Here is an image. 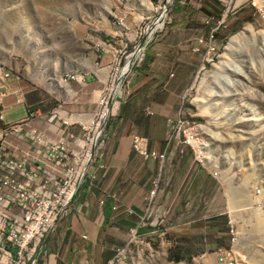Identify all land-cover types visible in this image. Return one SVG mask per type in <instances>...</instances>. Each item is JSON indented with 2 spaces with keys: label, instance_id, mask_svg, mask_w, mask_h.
I'll return each instance as SVG.
<instances>
[{
  "label": "rangeland",
  "instance_id": "1",
  "mask_svg": "<svg viewBox=\"0 0 264 264\" xmlns=\"http://www.w3.org/2000/svg\"><path fill=\"white\" fill-rule=\"evenodd\" d=\"M225 11L212 53L202 57L198 46L194 61L182 67L191 68L188 80L168 88L178 105L164 128L166 159L146 186H163L171 197L174 185L178 202L142 204L124 242L112 245L108 264H203L202 254H209L204 264H216L211 253L219 249L231 258L227 263L264 264V0H0V100L14 104L5 109L3 126L23 115L25 100H14L17 86L22 94L33 88L46 106L39 113L60 104L93 115L83 137L89 144L118 72L148 27L156 24L119 83L108 117L139 96L140 83H156L144 76L155 63L168 67L170 59H157L160 43H175L193 28L208 30ZM247 24L251 33L232 64L217 79L206 76ZM202 78L207 98L200 104ZM75 206L66 207L54 229L74 216ZM133 227L135 242L129 240ZM121 248L125 253L115 255Z\"/></svg>",
  "mask_w": 264,
  "mask_h": 264
},
{
  "label": "crops",
  "instance_id": "2",
  "mask_svg": "<svg viewBox=\"0 0 264 264\" xmlns=\"http://www.w3.org/2000/svg\"><path fill=\"white\" fill-rule=\"evenodd\" d=\"M206 31V28L202 30L193 28L188 37L181 38L179 33L177 42L159 44L157 59H170L171 62L166 67L160 66V61L157 60L154 68L144 74L149 81L155 80L156 83L152 87L140 83V87L143 88L139 96L133 94L128 102L117 105V111H112L109 119L107 118L108 122L106 121L107 124L104 126L106 142L101 155L97 156L87 169L94 177L92 180L85 178L78 185V189L76 188L74 201L72 200L73 204H76L74 216L65 218L62 228L61 224L59 227L56 226L43 239L38 264H108L112 257V245L124 242L126 229L132 226L133 215L135 213L138 215L142 211V204L150 201L155 204L178 202L174 198L178 192L174 185H172L174 194L169 197L167 191H164L165 187L149 189V183L146 186V182L156 171L158 173L166 159L164 128L173 119L172 109L178 105L175 90L168 88L173 87L174 82L182 87L183 80H188L187 73L191 68L183 70L182 67L191 64L190 60L194 61L197 53H194L192 48L198 37L206 36ZM140 71L143 75L144 71L142 69ZM160 85L166 88L160 91L157 89ZM17 87L15 92L18 94L16 93L14 100L18 101L21 98L26 102H22L23 115L18 119L26 115V109L44 115L39 113L46 108L41 92L31 88L22 94L21 87ZM13 105L8 99L1 98L0 127L5 124L3 121L5 109ZM147 110L151 113H147ZM63 118L78 120L87 128L93 121V115L90 113L88 115L76 113ZM133 134L143 136L146 139V149L156 154L162 153L161 159L157 157L143 159L139 156L131 146ZM86 141L84 139L82 143L79 141L81 146L74 166L80 165L85 157L83 152L89 149V142ZM124 207L131 211L129 215L126 214ZM121 249L116 250V254Z\"/></svg>",
  "mask_w": 264,
  "mask_h": 264
},
{
  "label": "built area",
  "instance_id": "3",
  "mask_svg": "<svg viewBox=\"0 0 264 264\" xmlns=\"http://www.w3.org/2000/svg\"><path fill=\"white\" fill-rule=\"evenodd\" d=\"M225 17L226 11L216 17L206 36L196 39L193 51H198V46H201L202 57L211 54L214 35ZM141 55L142 52L136 59H140ZM60 111L64 113L62 116ZM147 113L151 112L147 110ZM72 114L57 104L45 115L44 121L41 115L29 111L24 118L0 128V264H12L16 258H24L26 264H38L41 242L34 256L20 253V246L28 244L31 231L40 223L47 207L53 205L76 160L81 146L79 141L82 143L86 128L78 120L63 118ZM105 142L106 137L101 129L90 164L101 155ZM131 146L143 159H161L162 153L156 154L146 149L143 136L133 134ZM93 177L87 171L83 181L85 178L92 180ZM134 237L133 227L129 240L135 242ZM217 252H220L215 254L220 264H231L227 263L225 250L219 249Z\"/></svg>",
  "mask_w": 264,
  "mask_h": 264
},
{
  "label": "bare ground",
  "instance_id": "4",
  "mask_svg": "<svg viewBox=\"0 0 264 264\" xmlns=\"http://www.w3.org/2000/svg\"><path fill=\"white\" fill-rule=\"evenodd\" d=\"M159 15L162 16L163 14H158V16ZM160 20L161 19H158L157 23H159ZM153 26H156V24ZM251 30H252V26L250 24H247L244 26V28L240 32L232 35L228 39V42L226 43V45L224 47V53L220 57V61H218V63L213 66V68L207 73L206 76H211V77L217 79L220 75L219 73L222 72L221 70H223L224 68H227L229 66V64H232L231 62H233L235 60V58L237 57L238 52L240 51L243 44H245V41H246L248 35H250ZM152 32H153V30H151L149 32L148 36L150 35V37H151ZM211 53H212V51H211ZM205 56H206V54H205ZM128 57H130V56H128ZM137 57H139V55ZM128 65H129V60L126 61V64L124 66L127 67ZM119 74H121V71L118 72V75ZM202 83H203V78L201 79V81L199 83V87H200L199 91H200V94L202 95L201 99H200V104L202 103L203 98L206 97V96L203 97V94L205 95V92H203V91H206V90L202 89V87H203ZM116 93H118V89L116 90ZM195 102H197V101H195ZM198 102H199V100H198ZM203 102H204V100H203ZM103 112H105V109ZM98 123H97V126H99ZM82 125L84 128H86L84 123H82ZM97 130H98V127L96 128V132H94L93 137H94L95 133H97ZM93 137L89 138L90 139V144H89L90 146H88L89 149L86 148L88 150L86 151V154H83V155H85V157H84L83 161H81L80 165H77L78 170H76V173H74V167H76V166H74V164L77 163V157H78L79 152L77 153L76 160L73 163L72 169H71L69 175L66 177V179L64 180V182L61 185V192L56 197L55 201L53 202V205L47 207L46 213L43 216L40 223H38L34 226L33 230L31 231V233L29 235L28 244H21L20 253H26L27 256H34L35 253L38 251L39 243L42 241V239L45 237V235H47L53 229L56 221L59 219V216L65 212L66 207L74 199V197H75L74 192H75V188H77L76 187L77 181L79 179V184L83 181L84 176L87 172V169L89 168L91 158L87 164V168H86L84 174L81 177H79L80 172H81V168H82L83 164L85 163V160L87 158L88 152H89L92 144H94V147H93V151H94V149L97 145V142H98L99 133L97 134L95 141H94ZM73 174H75V178H73ZM134 239H135V237H134ZM123 253H125V249L122 248L121 250H119L117 252L116 255L123 254ZM219 253L220 252H217V250H214L213 253H211V254L215 255V254H219ZM202 256H203V258H202ZM207 256L209 257V254H202L199 262H202L204 264L205 263L204 260H206L208 258ZM226 256H228V254H226ZM217 258H218V256H215V263L220 264V262H219V260H217ZM206 261L208 262V260H206ZM233 262H234V260H233ZM12 264H26V260L24 258H16Z\"/></svg>",
  "mask_w": 264,
  "mask_h": 264
},
{
  "label": "water",
  "instance_id": "5",
  "mask_svg": "<svg viewBox=\"0 0 264 264\" xmlns=\"http://www.w3.org/2000/svg\"><path fill=\"white\" fill-rule=\"evenodd\" d=\"M164 3H165V1H163V4ZM159 14H163V15L162 16L159 15L156 18V20L162 19V17L164 16V11H161ZM152 28H153L152 25L147 28L146 34L143 35V37L140 39V41L138 42V44L132 50L131 58L129 59V65L127 66V68L125 70L122 71L121 74H119L116 77V79H115V81L113 83L112 89H111L109 95L107 96V99H106L107 101H106V104H105V112H104V115L102 116V120L100 122V126H99V128L97 130V133H95V135L93 137L94 141L96 139L97 134L101 131V129L103 128V126H104V124L106 122V118H107V115H108V112H109V107H110V104H111L112 99L115 96L116 90L118 89L119 83L121 82L122 78L126 75V73L129 71L130 66L136 60L137 56L144 50V47L146 46V44L148 43V41L150 39V35L148 36V34L152 30ZM93 147H94V144H92L91 147H90V150L88 152V155H87V158L85 160V163L83 164V166L81 168V172H80V176L79 177H81L84 174V172H85V170L87 168V164H88V162H89V160L91 158L92 152H93ZM78 184H79V179L77 181L76 187L78 186ZM41 245H42V242H41ZM41 245H40V247H41Z\"/></svg>",
  "mask_w": 264,
  "mask_h": 264
},
{
  "label": "clouds",
  "instance_id": "6",
  "mask_svg": "<svg viewBox=\"0 0 264 264\" xmlns=\"http://www.w3.org/2000/svg\"><path fill=\"white\" fill-rule=\"evenodd\" d=\"M144 49H145V47H144ZM116 94H117V93H116ZM116 94H115V95H116ZM114 97H115V96H114ZM104 105H105V104H104ZM103 107H104V106H103ZM51 110H52V109H51ZM64 110H65V109H64ZM109 111H110V108H109ZM28 112H29V111H27V112H25V113L27 114ZM31 112H34V111H31ZM34 113H35V112H34ZM35 114H38V113H35ZM108 114H109V112H108ZM38 115H41V114H38ZM25 116H26V115H25ZM25 116H24V117H25ZM41 116H42L43 118L45 117V115H41ZM24 117H23V118H24ZM107 117H108V115H107ZM43 118H42V119H43ZM20 119H22V118H20ZM18 120H19V119H18ZM101 120H102V119H101ZM106 121H107V118H106ZM6 124H7V123H6ZM105 125H106V122H105L104 126H105ZM104 126H103V128H102V131H103V132H104ZM3 127H4V126H3ZM0 128H2V127H0ZM78 185H79V184H78ZM77 187H78V186H77ZM75 190H76V189H75ZM74 194H75V192H74ZM56 223H57V221H56ZM56 223H55V224H56ZM54 226H55V225H54ZM47 235H48V234H47ZM47 235H46V236H47ZM46 236H45V237H46ZM45 237H44V238H45ZM44 238H43V239H44ZM43 239H42V240H43ZM41 242H42V241H41ZM40 245H41V244H40ZM39 249H40V252H41V250H42V245H41V247H39ZM40 252H39V255H40ZM38 257H39V256H38Z\"/></svg>",
  "mask_w": 264,
  "mask_h": 264
},
{
  "label": "trees",
  "instance_id": "7",
  "mask_svg": "<svg viewBox=\"0 0 264 264\" xmlns=\"http://www.w3.org/2000/svg\"><path fill=\"white\" fill-rule=\"evenodd\" d=\"M218 13V12H217Z\"/></svg>",
  "mask_w": 264,
  "mask_h": 264
}]
</instances>
